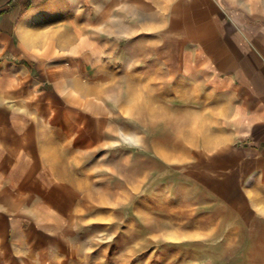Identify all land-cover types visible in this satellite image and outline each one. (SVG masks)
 I'll list each match as a JSON object with an SVG mask.
<instances>
[{
	"label": "crops",
	"instance_id": "1",
	"mask_svg": "<svg viewBox=\"0 0 264 264\" xmlns=\"http://www.w3.org/2000/svg\"><path fill=\"white\" fill-rule=\"evenodd\" d=\"M150 1L144 21L126 10L139 0H0V264L55 257L74 213L84 218L92 164L122 144L123 93L170 90L157 52L172 41L182 52L174 81L185 84L194 59L223 101L231 146L214 158H242L250 188H264V11L244 0Z\"/></svg>",
	"mask_w": 264,
	"mask_h": 264
},
{
	"label": "rangeland",
	"instance_id": "2",
	"mask_svg": "<svg viewBox=\"0 0 264 264\" xmlns=\"http://www.w3.org/2000/svg\"><path fill=\"white\" fill-rule=\"evenodd\" d=\"M244 2L264 11V0ZM126 10L145 21L155 5L139 0ZM75 26L82 27L78 15ZM177 46L157 52L167 58L169 91L138 84L123 93L122 144L92 164L84 218L74 213L55 257L43 264H264V188H250L242 158H214L231 146L223 101L194 59L185 84L174 81Z\"/></svg>",
	"mask_w": 264,
	"mask_h": 264
},
{
	"label": "trees",
	"instance_id": "3",
	"mask_svg": "<svg viewBox=\"0 0 264 264\" xmlns=\"http://www.w3.org/2000/svg\"><path fill=\"white\" fill-rule=\"evenodd\" d=\"M29 7H30L29 2L27 3V2H24V1H23V2L21 3V6H20L19 14L24 13Z\"/></svg>",
	"mask_w": 264,
	"mask_h": 264
}]
</instances>
